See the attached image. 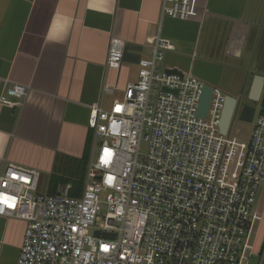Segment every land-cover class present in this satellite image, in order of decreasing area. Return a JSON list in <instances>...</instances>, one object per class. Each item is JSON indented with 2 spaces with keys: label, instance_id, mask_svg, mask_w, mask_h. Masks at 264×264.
Instances as JSON below:
<instances>
[{
  "label": "built area",
  "instance_id": "built-area-1",
  "mask_svg": "<svg viewBox=\"0 0 264 264\" xmlns=\"http://www.w3.org/2000/svg\"><path fill=\"white\" fill-rule=\"evenodd\" d=\"M191 7L162 0L161 16L186 20ZM173 50L158 38L121 99L89 106L93 146L78 197L71 184L39 193L34 169L8 164L0 173V217L25 223L17 264H254L264 114L255 112L248 139L222 135L225 95L213 88L198 117L204 84L157 67ZM122 51L112 39L107 69L120 67ZM28 93L13 85L0 104L21 110Z\"/></svg>",
  "mask_w": 264,
  "mask_h": 264
},
{
  "label": "crops",
  "instance_id": "crops-1",
  "mask_svg": "<svg viewBox=\"0 0 264 264\" xmlns=\"http://www.w3.org/2000/svg\"><path fill=\"white\" fill-rule=\"evenodd\" d=\"M161 2L0 0V95L13 85L29 91L21 110L0 104V173L8 164L34 169L46 193L53 176L74 175L91 145L89 106L109 108L138 78L135 63L106 68L112 39L139 47L140 60L152 57L158 38L168 40L174 50L159 69L232 98L247 71L245 91L254 75L264 76V0H192L186 20L162 17ZM261 222L264 237V212ZM24 228L0 217V264H17Z\"/></svg>",
  "mask_w": 264,
  "mask_h": 264
},
{
  "label": "water",
  "instance_id": "water-1",
  "mask_svg": "<svg viewBox=\"0 0 264 264\" xmlns=\"http://www.w3.org/2000/svg\"><path fill=\"white\" fill-rule=\"evenodd\" d=\"M261 27L256 38V43L254 49L258 43ZM140 52V48L136 46H127L122 51V62L135 63L138 64L140 57L137 53ZM254 52V50H253ZM166 74H179L176 70H165ZM249 72H246L245 81L241 89L240 96L238 98H232L230 96H225L223 101V108L219 120V131L222 135H226L230 132L232 124L237 118L238 121L251 124L256 109L251 105V103H259L263 90H264V76L254 75L250 82V87L247 90V97L250 104H242L240 107L241 97L245 92V86L247 83ZM213 88L207 85H204L203 92L200 98L197 115L200 118H205L210 96L212 94ZM94 235L97 237L99 234L95 232ZM103 238L113 239V234H102Z\"/></svg>",
  "mask_w": 264,
  "mask_h": 264
},
{
  "label": "rangeland",
  "instance_id": "rangeland-1",
  "mask_svg": "<svg viewBox=\"0 0 264 264\" xmlns=\"http://www.w3.org/2000/svg\"><path fill=\"white\" fill-rule=\"evenodd\" d=\"M263 17H264V10H263L262 18ZM246 91H247V89H246ZM246 91L244 92L242 98L240 99L241 100L240 107L245 102L250 103L248 101V97L246 95L247 94ZM251 104L256 109V113H258L259 104L258 103H251ZM250 128H251L250 124H246V123L240 122L236 118L234 123L232 124L230 136L234 137V138H236L238 140H246L248 135H249V129ZM92 146H93V142L91 140L90 153H91ZM143 147L144 146H142V150H143ZM43 183H42V180H41V182L39 180L38 191L41 194L46 193ZM252 212H256L259 216H262V214L264 212V181L261 184V186L259 187V190L257 192L256 201H255V204H254V206L252 208ZM261 225H262V222L261 223L260 222H256L255 225H254V234H253V237H252V241H253V245H254V251L255 252H259V256L254 257V259H253V263L254 264H257V263L264 264V237H263L262 232H260V226Z\"/></svg>",
  "mask_w": 264,
  "mask_h": 264
},
{
  "label": "trees",
  "instance_id": "trees-1",
  "mask_svg": "<svg viewBox=\"0 0 264 264\" xmlns=\"http://www.w3.org/2000/svg\"><path fill=\"white\" fill-rule=\"evenodd\" d=\"M258 114H264V90L259 102V111ZM90 158V142L84 151V154L80 160L77 161L78 167L72 177L67 179L63 177L53 176L48 183V192L49 194H57L58 187L66 184H71L72 188L70 190V196L78 197L83 191V185L85 180L86 168Z\"/></svg>",
  "mask_w": 264,
  "mask_h": 264
}]
</instances>
